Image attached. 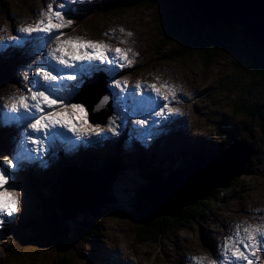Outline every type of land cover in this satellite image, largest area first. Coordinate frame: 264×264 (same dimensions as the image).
Masks as SVG:
<instances>
[{"label":"snow or ice","instance_id":"snow-or-ice-1","mask_svg":"<svg viewBox=\"0 0 264 264\" xmlns=\"http://www.w3.org/2000/svg\"><path fill=\"white\" fill-rule=\"evenodd\" d=\"M74 3L76 0L48 3L47 10L40 11V19L14 29L28 38L32 55H40L19 72L23 87L20 94L7 100L0 97L3 100L0 129L7 126L24 133L15 155L5 156L0 162V223L5 222V217L13 216L21 202V193L10 181L19 177L29 161L52 153L57 142L70 149L76 142H95L93 138H101L105 131L117 137L129 121L141 130L153 125L164 127L171 123V117L180 114L179 108L170 106L177 97L166 82L142 84L138 80L129 88L126 77L116 78L118 70L131 66L130 49L113 48L103 41L79 37L61 39L65 35L62 30L73 24L66 8ZM13 42L19 43L20 37L0 36V48H7ZM97 73L107 74V94L86 109L84 103L73 102V97ZM109 100L115 115L107 116L105 128L99 124L93 126L88 119L89 110L96 112L109 104ZM258 250L264 252V223L238 224L236 231L225 238L222 251L215 253L214 259H208L207 264H254V259H259ZM192 260L194 264H204L203 257Z\"/></svg>","mask_w":264,"mask_h":264},{"label":"rangeland","instance_id":"rangeland-1","mask_svg":"<svg viewBox=\"0 0 264 264\" xmlns=\"http://www.w3.org/2000/svg\"><path fill=\"white\" fill-rule=\"evenodd\" d=\"M59 2H63V0H23V1L8 0L6 1V6H8V12L6 13L5 16L0 14V22L6 21V23H10L15 19L16 20L24 19L30 14H32V12L35 10L41 11L43 9L46 11L47 10L46 6L48 3L55 4ZM24 7L25 9H23ZM69 15L71 18L72 15L71 14ZM148 17H153V14L150 12H143L140 8L130 9L125 11L124 14L115 15L112 17L106 15L90 16L82 19V21L79 20L77 29H74L73 31H70L68 28L63 29L62 31L65 33V35L62 36L61 38L66 39L68 37H72V38L79 37L84 40H87V34H89L92 37L101 36L103 25L112 24V23L126 24L130 28L134 29L137 38L136 40L137 45L139 46V49L144 52L142 55L141 65L138 68L132 71H130L127 68H124L122 70V75L124 77H126L127 75L135 76V74H142L144 72H148L152 70V68L150 67V62H148L147 59L148 54L146 52L147 43L151 39L152 29H157L159 38H161V34H160L161 32L159 31L158 23L156 19L152 24H150L147 20ZM232 33L238 35V32L234 30H232ZM225 52H227V50H225ZM218 58H219L218 61H221L223 64L230 65V58L227 59V53L218 52ZM194 59H198V60L194 62ZM202 59L203 58L200 55H196V53H194L193 55H189L187 57V62H185L184 64L177 65V69L179 71H183V74L182 76L178 75L176 78L179 79V78H183V76L189 75V73L187 72L193 71L194 73V69H196L194 66L201 68L199 62ZM132 67L135 68L134 65H132ZM164 72L167 75L174 77V74L171 70L167 69ZM209 78L210 76L208 77V79ZM135 79H141V78L140 77L137 78V76H135ZM229 81L235 82L231 78H229ZM128 82L130 81L128 80ZM235 89L238 93L240 92L239 87H236ZM260 89H262L261 85H259V88L257 87L255 91V95L256 96L260 95V99H258V102H261L260 104L261 106L264 103V91L262 92ZM177 91L181 93V89ZM79 97L82 99H86V96L81 93L79 94ZM249 97H250L249 92H246L244 99H249ZM199 100L201 101L200 98ZM195 102L199 103L198 99H195ZM171 104H170L171 107L180 106L181 110H186L189 113L193 112V109L189 105V103L183 104L181 101H172ZM199 105L203 107L202 104L199 103ZM205 108L209 114H211L210 112H212L213 114L211 115L216 116L217 112L214 111L210 106L207 105ZM179 115H182V113L180 112ZM176 117L177 116H174L172 118L177 120ZM198 120L200 121V119ZM212 120H215L220 130H226L222 126V123L218 116L217 118H213ZM244 121H245V126H243V132H242L243 136L245 137L244 139L251 140L254 143V147L257 149V152L258 150L259 152H258V156L256 154L257 158L253 162V168L254 167L255 168L252 169V171L249 174L244 173L238 176L237 177L238 179H236V180H240L241 185H246L247 187L256 186V191L254 190H252V192L241 191L242 195L246 194L243 196V199L241 201L242 207L237 209L228 208L226 202L229 200V197L225 198L223 201L224 212L220 214L216 213L215 215L210 216V218L212 217V220L215 222V224L212 223L211 225H209L208 224L209 221L207 223L202 221L200 222L201 227L199 228V230H192V231L178 230L175 234L173 233L170 234L168 238H166L162 242L161 250H159L158 247H155L152 244L136 243L134 238H135V230L138 229V226L129 220L117 219L118 221H116V236L113 235L111 229H108V232L113 235L112 238L113 250L109 255V258L113 262H116V264H120V259L123 260L122 253L125 251L127 256L126 264H149L145 262L150 259L151 260L158 259L156 263H158L159 261H164L166 263L167 261H169V256H172V254L177 257V262L174 264H185L186 263L185 259L183 261H180L178 258L179 255L183 254L186 257L192 256L193 252L197 250H199L198 253H200V250H204L205 246L208 243H210L213 240L215 241L217 239V237L220 234V231L224 229V227L229 225L231 217H233L235 222L241 225H242L241 221H243V219H247L248 224H257V223H262L264 221V115L263 116L259 115V117L254 120H249L245 118ZM2 123L3 122H1L0 124ZM253 128H254V133L258 136V140H254L252 137L247 136V134H249V131H251ZM126 133L127 135L124 137L131 138L132 135H130V132L128 130H126ZM182 135L183 136L181 137V140H179L178 142L171 141L169 144H166V146H164L163 149H166L168 145L170 146V148L179 147L183 143V141H188L190 138L196 139L200 137L202 140H204V138L196 132L191 133L190 131L189 133ZM133 138L134 139L137 138L135 133H133ZM230 138L231 135H223L220 133L218 134V139L222 141L225 142L229 141ZM233 140L234 142H236L234 138ZM227 146L228 144H225V147ZM123 150L125 151V148H123ZM217 205L220 206L219 202L217 203ZM191 207L193 208V206ZM219 218H221V221H219ZM82 221L85 220L82 219ZM112 221L113 220L107 222H112ZM194 223L195 225L199 226L197 221L194 220ZM213 225L218 229L217 231L213 229ZM104 229H106L105 220L101 224V229L99 230L100 233L99 239H101L102 241L104 240V235H105L103 231ZM35 237H39L40 241H42L43 239L41 236H39V234L35 235ZM85 241H89L88 238L80 239L79 241H76L77 243L73 247V250L69 248L63 252H60L54 249L53 252L50 254L46 250H42V248H39L40 250L37 251L36 249L37 247L34 244H31V246L34 247L33 250L37 251V255H39L38 258H36L35 255H31L30 254L31 251L30 250L28 251V248L21 243H18V245L24 247L25 250L20 248L23 251V256L17 258V254H19L21 251L18 249L19 247L14 242V244L7 247L8 250H11L13 252V255L9 257L8 261L12 264H38V261L41 259L43 262L42 264H99L100 259L96 254V252H94V248L92 245L93 242H91L89 246H86ZM205 242L206 245L204 244ZM62 245L66 246V243L62 241ZM194 245H197V247H195ZM104 248L106 249L104 250ZM102 251L107 252L108 248L103 246ZM0 264H3L2 260L0 261ZM166 264H171V263H166Z\"/></svg>","mask_w":264,"mask_h":264},{"label":"trees","instance_id":"trees-1","mask_svg":"<svg viewBox=\"0 0 264 264\" xmlns=\"http://www.w3.org/2000/svg\"><path fill=\"white\" fill-rule=\"evenodd\" d=\"M116 2L124 4L128 9H130L129 7H132V4L126 2L125 0H117ZM133 2L138 3L139 5L150 7L157 6L164 10L163 12L165 13L167 19V27L165 28L164 25L159 24V28L162 32L163 40L174 41L177 44V56H189L196 53V55H200L206 61V66H209L219 59L218 52H222L227 53V59L230 58L231 60H234V63L237 61L239 66L245 65V68H249L250 70L244 69L246 70L245 73L247 74L252 72L253 76L245 81L243 77H247V75H240L241 81L238 84L235 82L232 83V81L228 82L224 86V91H227L233 96L232 102H235V116L243 115L249 120H254L258 118L259 115H264V103L260 106L261 102H258L260 95L255 97L251 94L253 93V88L256 89L259 87V85L262 86V92L264 91V45L262 43L251 39H245V37H242V35L239 33L238 35L232 33L231 29L222 24H216L208 21V19L203 17L197 11V9L189 5L187 2L180 3L179 0H133ZM3 4V0H0V5ZM225 50H227V52H225ZM36 56L37 54L35 57ZM117 74L120 75V73ZM245 84L248 86L247 90L250 97L249 99H239L241 93L237 95L236 89L234 87L240 86L241 88V86ZM247 136L252 137L254 140H258V136L252 132V130L249 131ZM188 141H192L191 146H194L196 149H199L201 142L207 143V140H202L200 137L196 139L190 138ZM247 142L253 144V151L256 150V152L250 156L249 161L245 165V171L252 169L253 162L257 158L259 152H257V149L254 147V143L251 140H248ZM183 148H186V146H183L182 144L179 147L171 148L168 145L166 149H163V151L158 150L155 153L157 155L165 154L166 152H170L171 150L175 149H177L179 152L185 153ZM173 154L176 155V153ZM100 155L102 158H105L109 163H111L112 166H115V163L113 160H111L115 156L114 154L103 152ZM185 155L188 157V154ZM148 156L152 157V151H148ZM190 157L194 158L193 154H190ZM195 159L197 158H194V160ZM75 160H79V158H76ZM117 162L121 163L120 161ZM180 162L186 163V161L183 160ZM77 163L79 164V162ZM79 165L82 168V165ZM83 165L87 167L88 162L84 163ZM99 167L101 172L103 170H107L106 173L111 178L113 177V172L110 166L105 167L102 163H99ZM155 173L160 174L157 169L155 170ZM50 177H53V175ZM61 180V178L58 180V184H60ZM234 182L235 180L231 179L228 183L229 187L234 184ZM139 187L142 189L143 186L139 184ZM227 188H216L211 191L206 198H209L210 201L217 200L216 203L219 202L218 200L223 201L224 194L228 195L232 193ZM127 190L131 191L132 193L134 192L130 186L127 187ZM58 195L59 193H55L54 195L50 196L52 199L44 198V200L41 201V207H37L38 212L36 214L40 220L39 233L44 236V240L54 241L59 235H63L64 233H66V235H70L72 229L75 230L74 234H83L89 232V236H82L80 239L88 238L89 241H92L96 238H99V230L101 229V224L104 220L96 221L94 230H92V221L94 220L93 216L89 221H82L80 218L67 223V221L61 219L59 210L57 208L58 201L56 199ZM115 198L117 199L116 196ZM135 201V199L126 200L124 197H121V201H118L117 203H112L105 208H100L99 206L93 207L92 209L86 210L85 213L86 215H92L91 213H96L98 210H104L112 217L129 220L138 226V229L135 230L134 238L136 243L155 244L167 231L187 227L188 221L186 220L189 217L198 216L203 210L202 207L206 206L207 204L205 199L191 203L189 206L185 207L186 211L182 209L181 216L177 218L161 217L157 219L142 220L136 213ZM191 206H193L194 209ZM92 245L94 252H97V250L102 251L103 249V245H98L94 242ZM39 248L40 247H38V249ZM105 249L106 248H104V250ZM30 254L34 255L32 252H30ZM42 263L43 262L40 259L38 264Z\"/></svg>","mask_w":264,"mask_h":264},{"label":"water","instance_id":"water-1","mask_svg":"<svg viewBox=\"0 0 264 264\" xmlns=\"http://www.w3.org/2000/svg\"><path fill=\"white\" fill-rule=\"evenodd\" d=\"M189 3L208 21L222 24L250 39L264 45V0H179ZM252 154V146L244 140L234 143L230 149L204 156L182 170L180 177L170 176L159 186L153 181L139 193L136 211L140 218L146 214L159 212L173 215L188 201L196 185L205 184L209 188L224 186L227 178L240 175ZM211 168V169H209ZM194 169H199L190 174ZM235 172V174H233ZM228 174L223 177L222 174ZM155 184V183H154ZM152 186L151 193L147 189ZM209 190V189H208ZM109 186L96 175L83 176L66 173L60 187L58 209L64 219H73L94 205L109 203ZM160 214V213H159Z\"/></svg>","mask_w":264,"mask_h":264},{"label":"bare ground","instance_id":"bare-ground-1","mask_svg":"<svg viewBox=\"0 0 264 264\" xmlns=\"http://www.w3.org/2000/svg\"><path fill=\"white\" fill-rule=\"evenodd\" d=\"M245 38L248 39V40H250V38L247 37V36H245ZM251 40H253V39H251ZM249 42H250V41H249ZM135 76H136V74H135ZM135 76H134V77H135ZM138 80H139L140 82L142 81V79H138ZM86 82H87V81H86ZM141 83H142V82H141ZM94 105H95V103H94ZM107 105H108V106L110 105V101H109V104H107ZM89 112L92 113V114H94V112H92V111H90V110H89ZM246 141H248V140H246ZM122 160H123V158H121V159L118 160V161L122 162ZM195 160H198V159H195ZM78 165H79V164H78ZM79 167H80V165H79ZM80 168H81V167H80ZM209 169H211V168H209ZM103 171H104V170H103ZM197 171H200V170H199V169H194L193 171L190 172V174H193V173H195V172H197ZM79 172H80L81 175L85 176V169H80ZM228 174H229V173H228ZM228 174L223 173L222 176H223V177H226ZM233 174H235V172H233ZM89 176H90V177H93V175H91V174H89ZM230 180H231V179H230V177H229V178H227L226 181L229 183ZM164 184L166 185V182H164ZM201 187H204L205 189H209V190H210V189H213V187L209 188V187H208L207 185H205V184H203V186H201ZM147 189H148L149 192L151 193V191H152L153 188H152V186H150V187H148ZM141 191H142V189L140 190V192H141ZM140 192H139V193H140ZM59 196H60V194L58 195V197H59ZM108 204H109V203H108ZM184 204H185L186 206H189L190 202H189L187 199L184 198ZM219 204H220V203H219ZM91 209H92V208H91ZM159 213H161V212H159ZM145 217H146V216H145ZM241 222H242V221H241ZM240 225H241V224H240Z\"/></svg>","mask_w":264,"mask_h":264}]
</instances>
